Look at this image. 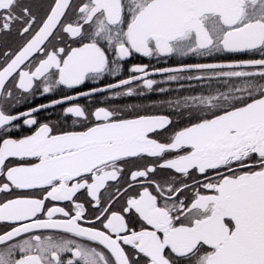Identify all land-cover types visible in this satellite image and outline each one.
<instances>
[{
    "label": "snow or ice",
    "instance_id": "obj_1",
    "mask_svg": "<svg viewBox=\"0 0 264 264\" xmlns=\"http://www.w3.org/2000/svg\"><path fill=\"white\" fill-rule=\"evenodd\" d=\"M0 264H264V0H0Z\"/></svg>",
    "mask_w": 264,
    "mask_h": 264
},
{
    "label": "flooded vegetation",
    "instance_id": "obj_2",
    "mask_svg": "<svg viewBox=\"0 0 264 264\" xmlns=\"http://www.w3.org/2000/svg\"><path fill=\"white\" fill-rule=\"evenodd\" d=\"M141 60L143 62H145V63L148 62L147 58H142V57H138L137 62H140ZM176 60H177V58H170L167 61H165L164 59H161L159 61L158 66L175 67L176 66ZM152 63H157V62L156 61H152ZM154 78L157 79L158 81H162L164 79V77L163 76H160V75H156ZM163 86L166 87V88L173 89V92L171 93V95H173V96L176 95L175 89L178 88V85L177 84H175V83H172V84H164ZM146 96L148 97L147 99H143V100L133 99V100H129V101H126V102H128V103H140V102H143L145 104H148V103H150L151 100H159V99H167L168 98V97H166V96H164L162 94H158L156 92L146 93ZM40 102H46V101H44L41 98ZM80 102L82 104L89 103V101L84 100V99H81ZM53 118H55V117H53Z\"/></svg>",
    "mask_w": 264,
    "mask_h": 264
}]
</instances>
